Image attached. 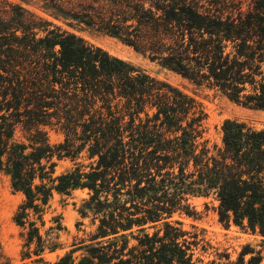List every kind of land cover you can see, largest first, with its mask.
<instances>
[{
  "label": "trees",
  "instance_id": "obj_1",
  "mask_svg": "<svg viewBox=\"0 0 264 264\" xmlns=\"http://www.w3.org/2000/svg\"><path fill=\"white\" fill-rule=\"evenodd\" d=\"M36 2L53 20L96 28L196 88L264 111V0ZM206 119L193 97L0 0V172L23 196L13 217L23 260L197 264V242L172 221L198 217L195 197L214 198L225 228L264 239V127L225 120L221 145L209 147ZM50 131L63 140L51 144ZM65 160L72 167L57 173ZM77 190L88 191L79 213L95 229L45 261L63 230L59 216L46 226L51 201ZM223 257L262 260L248 245L235 262Z\"/></svg>",
  "mask_w": 264,
  "mask_h": 264
},
{
  "label": "rangeland",
  "instance_id": "obj_2",
  "mask_svg": "<svg viewBox=\"0 0 264 264\" xmlns=\"http://www.w3.org/2000/svg\"><path fill=\"white\" fill-rule=\"evenodd\" d=\"M5 1L12 5L22 6L61 29L75 34L87 43L125 61L154 80L168 84L193 97L207 116L204 123L205 132L201 141H207L209 147L221 145V127L225 120L244 122L257 129L264 127V111L243 107L228 100L218 91L196 88L113 36L76 22L53 20L40 11L36 0ZM48 137L51 144H57L63 140V136L55 131H50ZM85 163L87 164V162ZM70 167H72V163L69 160L60 161L56 171L61 173ZM88 197L87 190H77L70 197L59 195L53 197L51 207L45 215L46 226L50 225V220L53 217L59 216L63 230L59 233L60 249L54 253L44 254L45 261H55L65 252L74 248L72 244L87 240L89 234L94 231L97 223H93L92 216L82 217L79 213L83 202ZM22 200L23 196L20 193L12 191L9 177L0 172V257L5 264H37L34 262L35 257L24 260L21 258L22 238L13 217ZM190 203L195 207L198 217L174 215L172 221L180 223V228L188 233L187 240L189 242H197L198 245L193 248L194 260H200L197 264H210L211 262L218 264L224 262L223 256H229V260L235 262L244 246L247 245L254 252L260 253L262 257L260 264H264V239L262 237L233 224L225 228L218 221L217 202L212 196L208 198L195 197L190 200ZM82 253V251H78L74 257H80ZM249 257L250 255H246L245 261Z\"/></svg>",
  "mask_w": 264,
  "mask_h": 264
}]
</instances>
